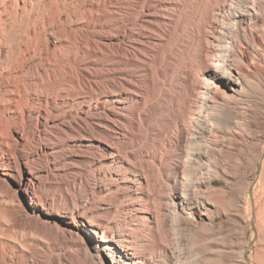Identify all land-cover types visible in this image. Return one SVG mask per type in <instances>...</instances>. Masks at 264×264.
Returning a JSON list of instances; mask_svg holds the SVG:
<instances>
[{
	"label": "bare ground",
	"instance_id": "bare-ground-1",
	"mask_svg": "<svg viewBox=\"0 0 264 264\" xmlns=\"http://www.w3.org/2000/svg\"><path fill=\"white\" fill-rule=\"evenodd\" d=\"M257 95L264 0H0V264H264Z\"/></svg>",
	"mask_w": 264,
	"mask_h": 264
},
{
	"label": "rangeland",
	"instance_id": "rangeland-1",
	"mask_svg": "<svg viewBox=\"0 0 264 264\" xmlns=\"http://www.w3.org/2000/svg\"><path fill=\"white\" fill-rule=\"evenodd\" d=\"M254 100L256 101V102H258L259 104H263L264 103V96L263 95H257V97H254ZM264 141V138L262 137V138H260V140L258 141V145L256 146V147H254V150H253V152L254 153H257V150L260 148L259 146H261ZM254 176H255V173L251 170V169H249L248 171H247V173H246V177L248 178V179H253L254 178ZM213 187L216 189H221V188H223L224 187V182L222 181V180H220V179H216L214 182H213ZM225 190H228L229 188H224ZM230 190V189H229ZM219 220H221V217H217L216 218V221H219ZM255 229L253 230V232H254V234H255V237H254V240H252L251 241V250L253 251L254 250V248H255V245H254V242H255V240H257V238L259 237V232H258V229H257V227L255 226L254 227ZM250 234H251V230H246V237H250Z\"/></svg>",
	"mask_w": 264,
	"mask_h": 264
}]
</instances>
